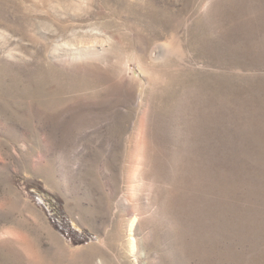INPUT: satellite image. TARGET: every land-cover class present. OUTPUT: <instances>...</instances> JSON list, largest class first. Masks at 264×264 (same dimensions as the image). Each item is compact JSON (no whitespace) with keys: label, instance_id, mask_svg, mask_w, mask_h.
Listing matches in <instances>:
<instances>
[{"label":"rangeland","instance_id":"obj_1","mask_svg":"<svg viewBox=\"0 0 264 264\" xmlns=\"http://www.w3.org/2000/svg\"><path fill=\"white\" fill-rule=\"evenodd\" d=\"M0 264H264V0H0Z\"/></svg>","mask_w":264,"mask_h":264}]
</instances>
